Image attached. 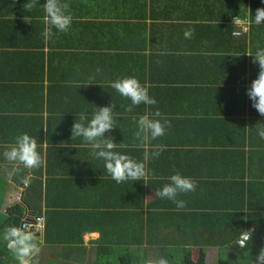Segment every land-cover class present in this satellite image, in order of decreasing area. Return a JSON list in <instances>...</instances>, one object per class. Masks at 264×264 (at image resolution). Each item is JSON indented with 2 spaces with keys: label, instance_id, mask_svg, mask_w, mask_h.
Masks as SVG:
<instances>
[{
  "label": "crops",
  "instance_id": "0c3cea01",
  "mask_svg": "<svg viewBox=\"0 0 264 264\" xmlns=\"http://www.w3.org/2000/svg\"><path fill=\"white\" fill-rule=\"evenodd\" d=\"M26 2L0 0V128L10 140L5 142L0 133L1 214L21 202L17 197L22 199L28 185L22 178L31 176L40 182L43 200L48 192L53 208L71 211L74 223L68 224L66 236L76 227L88 229L80 244L71 243L77 232L59 246L57 257L43 243L39 257L52 253L48 264L78 263L90 254L95 259L103 253L102 246L115 248L105 249L113 258L128 245L136 256L146 254L145 259L188 245L197 260L200 247L193 241L210 235L193 223L182 224V215L201 213L200 203L231 200L229 191L211 190L209 184L247 183L262 173L264 153L254 150L264 152V139L256 131L254 142L247 139L251 124L263 119L247 95L259 66L246 52L264 49V23L252 25L264 0H67L73 23L68 32H55L47 41L42 35V5L47 0H40L31 12L24 10ZM26 15L31 23L24 22ZM236 17L249 25L251 21L248 32L233 34L241 30L234 24ZM187 28L195 29L191 39L184 36ZM128 76L147 84L157 104L127 111L131 101L110 85ZM27 84L36 86V98L24 102L18 90ZM111 103L116 106V128L106 136L124 145L116 151L137 160L143 159L145 149L134 138L133 117L159 109L170 121L165 135L152 142L166 147L148 162L144 180L117 183L82 138L71 139L81 113L90 120L96 106ZM23 133L36 138L44 163L9 178L5 169L11 165L3 152ZM62 142L66 146L58 147ZM177 172L197 182L194 192L177 197L187 202L179 210L171 200L156 196ZM67 215L63 220L68 223ZM43 234L44 229L36 233L38 241H43ZM140 238L143 243L136 246ZM221 250L227 256L235 252L207 246V263L209 252L218 258Z\"/></svg>",
  "mask_w": 264,
  "mask_h": 264
},
{
  "label": "clouds",
  "instance_id": "9594fccd",
  "mask_svg": "<svg viewBox=\"0 0 264 264\" xmlns=\"http://www.w3.org/2000/svg\"><path fill=\"white\" fill-rule=\"evenodd\" d=\"M38 2L40 3V0H28L23 6L24 10L31 12ZM42 8L45 13L43 16L45 27L42 35L46 41L55 32L66 33L69 31L73 23V15L67 0H47L42 5ZM254 17L255 24L264 23V8H258ZM12 18L14 19L15 17L12 16ZM242 21L239 17L234 18V24H241L243 23ZM24 22L31 23L30 16L26 15ZM244 22H246V26L249 29V23L247 21ZM194 31V28L185 29V38L191 39ZM233 34L235 35L236 33ZM246 54L249 57H253L252 62L259 66L257 78L251 82L247 95L252 101V106L261 116H264V49H258L254 54L249 50ZM96 71L100 72L101 69L97 68ZM110 86L121 96L131 101L127 111H131L133 106L140 104L147 106L157 104L156 99L149 94V86L142 84L135 76L117 79ZM115 108L114 103L109 106H96V110L90 120L85 114L81 113L71 128V139L82 138L84 146L90 148L91 155L94 158L104 162V169L117 183L128 180H144L149 175L148 162L159 158L166 147L160 144H152V142L165 135L168 127H170V121L163 116L159 109L155 112L145 111L138 118L133 117L136 126L134 138L139 142L138 146L145 149L143 159L137 160L128 154L116 151L115 149L118 145L119 147H124V145L115 143L112 136H106V133H110L116 128ZM254 128L257 135L264 139V124L259 122ZM65 146V143L62 142L58 147L63 148ZM38 148L39 145L36 138L28 133L16 136L14 142L3 152L4 160L11 165L10 169H5L7 176L11 178L19 173L21 169H27L29 172L39 169L44 163V158ZM32 178L34 177L24 176L22 178L23 183L28 184ZM169 181V183L157 190L156 196L160 199L171 200L176 204L178 210L183 209L187 202L177 199V197L181 193L194 192L197 182L191 177L183 176L179 172L171 175ZM254 232V227L243 230L238 241L239 247H246L247 242L252 240ZM0 239L7 243V247L16 259L17 264H39L36 258L41 252L43 241L37 240L36 234L32 231L29 223L5 226L2 234H0ZM145 264H169V261L165 257H159L148 259ZM254 264H264V247L257 254Z\"/></svg>",
  "mask_w": 264,
  "mask_h": 264
},
{
  "label": "trees",
  "instance_id": "16d2710c",
  "mask_svg": "<svg viewBox=\"0 0 264 264\" xmlns=\"http://www.w3.org/2000/svg\"><path fill=\"white\" fill-rule=\"evenodd\" d=\"M254 24L255 23L253 21L252 25ZM250 25L249 29L251 27ZM34 88H36V86H29L27 84L25 87L19 89L18 92L21 96L20 100L29 102L30 96L31 98H36L32 92V89ZM35 91V94L40 93V90ZM51 100L52 99L49 96L48 102ZM41 103L44 104V99H41ZM1 111L2 109L0 108V113ZM261 117L263 119H261L259 122H264V116ZM3 118L4 117L2 116L0 117V119ZM11 123H9V125ZM254 123L255 122L251 124L247 137V139H250V141L253 139V142L254 138L252 137L256 131L254 128L256 125H254ZM0 133L4 136L5 142L10 141L7 137L8 132L4 131V127L0 128ZM10 134L13 136L12 132H10ZM257 145H259V143H251L252 147ZM259 151L261 150H254V153H264ZM209 186L211 190L214 188L221 191H229L232 195V198L231 200L229 199V202L224 203L222 200L216 199V203L212 205H204L203 203H200L199 207L202 211L201 213L194 214L191 217H187L188 215L186 214L182 215V224L193 223L199 228L200 232H209L210 237L208 239L193 241L194 245L200 247L197 260L192 259L191 247L183 244H179V247H177L178 249L165 251L163 257L169 261V264H208L206 261V247L223 246L225 248L227 247L234 249L235 252L230 251V259H225L227 256L226 254L225 258L221 257L217 264L253 263L260 249L264 247V165L262 168V173L251 178L247 181V183H245L243 180L237 182L227 181L215 182L214 184H209ZM42 195L43 189L40 182L36 180L33 182L30 180L27 188L25 189V194L22 197L21 202L12 206L6 215L1 214L0 201V234H2L5 226L21 224L23 216L29 212L35 216L43 215L45 217L43 234L44 244L48 246L50 245L53 249L59 248V246L65 245L70 237L77 232L78 236L75 237L71 243L80 244L82 242V234L88 229L76 227L70 230L66 236L64 232L68 224L71 225L74 223L71 219V211L62 212L56 210L53 208L54 206L49 200L48 192L44 200ZM225 200L227 201V197ZM210 210H212V212H210ZM66 214H68V223L65 221V218L63 220V215ZM75 225L78 226L76 223ZM253 227L255 228V232L253 234L252 240L247 242L246 247H239L238 241L243 230ZM142 243L143 240L141 238L136 240V246H140ZM101 248H103V253L101 252L98 254L97 258L90 260L88 264H145V261L148 260L143 257H146V254L137 256L133 254L130 250V245L121 249L117 254L114 255V257L112 256L113 258L110 257V253L105 249L114 252L115 248L112 249V247L106 246H102ZM1 252H3V255H0V264H17L16 259L7 247V243L2 239H0V254ZM61 253L65 255L63 251ZM135 256L136 258L133 259ZM38 262L40 263V260H38Z\"/></svg>",
  "mask_w": 264,
  "mask_h": 264
},
{
  "label": "rangeland",
  "instance_id": "374dc122",
  "mask_svg": "<svg viewBox=\"0 0 264 264\" xmlns=\"http://www.w3.org/2000/svg\"><path fill=\"white\" fill-rule=\"evenodd\" d=\"M17 199H18V200H21V197L18 196ZM16 201H17V200H16ZM204 234H207V236H209V232H204ZM51 252H52L56 257L60 254V251H59L57 248L51 250ZM52 253H49V254H48V253L46 252V253H45V256L40 257V259H39V257H38V260H42V262H44V264H47V263L50 262V260H51V258H52ZM0 255H3V252H1ZM42 255H43V253L40 252L39 256H42ZM208 256H211V257L214 256L213 258L209 257L208 264H217L218 260H219L221 257H222V258H225L226 254H224V253L222 252V250H221V253L218 255V258H217V257L215 256V252L211 251V252L208 253ZM91 257H92V255L90 254L89 256H83V258H80L81 262L74 263V262L71 261V260H66V261L63 262L62 264H85L88 260H93V259H91ZM143 257H145V256H143ZM36 259H37V258H36ZM225 259H230V258H229V256H226ZM211 260H212V261H211ZM254 262H255V261H254ZM254 262L251 263V264H254ZM55 264H56V263H55Z\"/></svg>",
  "mask_w": 264,
  "mask_h": 264
},
{
  "label": "built area",
  "instance_id": "2783aa9c",
  "mask_svg": "<svg viewBox=\"0 0 264 264\" xmlns=\"http://www.w3.org/2000/svg\"><path fill=\"white\" fill-rule=\"evenodd\" d=\"M242 21V20H241ZM243 23L238 24L240 31H237L236 34H241L244 31H247L246 22L242 21ZM29 223L31 226L32 231L36 234L37 232H41L44 229L45 226V217L43 215L41 216H35V215H24L22 223ZM21 223V224H22Z\"/></svg>",
  "mask_w": 264,
  "mask_h": 264
}]
</instances>
